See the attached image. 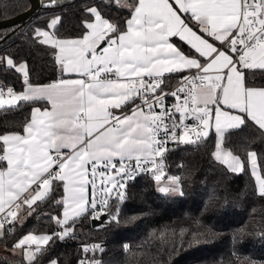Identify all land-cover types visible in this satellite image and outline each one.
I'll return each mask as SVG.
<instances>
[{"label": "snow or ice", "instance_id": "snow-or-ice-1", "mask_svg": "<svg viewBox=\"0 0 264 264\" xmlns=\"http://www.w3.org/2000/svg\"><path fill=\"white\" fill-rule=\"evenodd\" d=\"M111 3L130 12L123 27L85 6L90 18L80 22L77 37L58 35L60 13L32 29L37 43L53 49L62 76L77 78L34 84L27 61L0 55V66L21 74L23 84L17 91L0 81V115L50 104L32 107L12 125L20 130L0 133V239L6 242L45 203L62 209L51 216L60 231L29 232L12 244L27 264H37L54 240H75L84 219L120 224L127 186L142 173L152 176L159 192L182 195L180 177L163 179L166 155L174 150L168 145L199 146L212 131V156L232 173L250 163L257 195L264 198L257 152L247 151L245 160L225 147L230 133L249 122L264 134V0ZM174 76L178 86L166 92ZM168 97L176 102L168 105ZM58 188L63 195L57 198ZM123 249L130 252L131 245ZM78 251L77 264H103L96 257L105 251L101 243H81ZM236 264L257 262L237 257Z\"/></svg>", "mask_w": 264, "mask_h": 264}, {"label": "trees", "instance_id": "trees-1", "mask_svg": "<svg viewBox=\"0 0 264 264\" xmlns=\"http://www.w3.org/2000/svg\"><path fill=\"white\" fill-rule=\"evenodd\" d=\"M93 5L106 18L118 20L121 27L130 16V12L118 9L111 0L109 3L105 0H62L53 7H44L40 2L23 21L0 27V55L9 54L17 63L27 61L34 84L64 78L66 74L60 73L53 49L37 43L32 29L44 27L50 16L60 13L62 24L58 35L77 37L83 30L80 22L90 18L84 8ZM29 6V0H0V19L14 16ZM173 41L185 52L189 51L178 38ZM0 81L16 90L23 88L21 74L2 66ZM171 81L175 82L176 77ZM48 105L40 102L0 115V133L20 130L12 125L22 123L32 107ZM215 140V133L210 132L199 146L176 145L169 152L168 170L181 178L182 195L159 192L151 175L140 174L127 186L128 199L120 206V224L105 221V225L96 229L91 220L84 219L77 226L75 240H54L37 264H48L53 257L59 264H77L80 245L87 242L104 246L103 253H96L103 264H236L237 257L264 264V198L257 195L250 164L243 173H232L212 156ZM225 147L245 160L247 151H256L264 175V134L257 126L249 122L243 130L231 132ZM62 195V188H58L57 198ZM61 211L50 202L45 203L23 225L16 226L6 242L0 239V264H27L22 255L11 251L12 244L28 232L60 231L51 216H59ZM131 217L136 219L124 223ZM194 235L199 236L198 243L193 241ZM125 244L131 245L130 252L124 251Z\"/></svg>", "mask_w": 264, "mask_h": 264}, {"label": "water", "instance_id": "water-1", "mask_svg": "<svg viewBox=\"0 0 264 264\" xmlns=\"http://www.w3.org/2000/svg\"><path fill=\"white\" fill-rule=\"evenodd\" d=\"M30 1V6L29 8H27L26 10L8 17V18H4V19H0V27L2 26H7V25H11L14 23H18L23 21L25 18H27L40 4V0H29ZM101 221H93L91 220V225L93 228H100L101 226ZM106 223L104 222L103 225H105Z\"/></svg>", "mask_w": 264, "mask_h": 264}, {"label": "built area", "instance_id": "built-area-1", "mask_svg": "<svg viewBox=\"0 0 264 264\" xmlns=\"http://www.w3.org/2000/svg\"><path fill=\"white\" fill-rule=\"evenodd\" d=\"M185 74H187V73H185ZM178 79H179V77H176V81H175V82L170 81L169 86L165 89V91H166V92H170V91L174 90L175 87L178 86V85H177V80H178ZM182 95H183V94H181V96H182ZM175 102H176V101H175V98H174V97H168V99H167V101H166V103H167L168 105H171V104H173V103H175ZM177 115H178V114H177ZM186 122L189 123V124H191V123H192V120L189 118V120H187ZM176 145H177V144L170 143V144L168 145V147H170V148H174ZM180 145H183V144H180ZM168 154H169V152H168L167 155H166V160H165L166 167H165V169H164V178H163V179H167L168 176H174V175H172V174L169 172V170H168V168H169V163H168V160H167V158H168ZM142 174H148V173H142ZM148 175H150V174H148ZM175 177H178V176H175ZM180 186H181V184H180ZM92 243H95V242H87V244H92ZM89 255H91V254H89ZM52 259H56V257H53ZM48 264H49V263H48Z\"/></svg>", "mask_w": 264, "mask_h": 264}, {"label": "crops", "instance_id": "crops-1", "mask_svg": "<svg viewBox=\"0 0 264 264\" xmlns=\"http://www.w3.org/2000/svg\"><path fill=\"white\" fill-rule=\"evenodd\" d=\"M60 1H62V0H60ZM40 2H41V0H40ZM169 2L171 3L172 2V0H169ZM94 6V5H93ZM96 7V6H95ZM62 38H73V37H62ZM173 43H175L174 41H173ZM176 44V43H175ZM64 78H77V75L76 74H66V76L64 77ZM48 83H50V82H48ZM40 84H47V83H40ZM17 91H20V90H17ZM34 107H40V106H34ZM41 109H43V108H49L50 109V104L47 106V107H40ZM212 132H214V131H212ZM257 163H258V160H257ZM250 164V163H249ZM259 165V164H258ZM250 170H251V167H250ZM255 179V178H254ZM29 233V232H28ZM25 234H27V233H25ZM25 234H23V235H25ZM35 234H37V235H39V234H42V233H35ZM22 235V236H23Z\"/></svg>", "mask_w": 264, "mask_h": 264}, {"label": "rangeland", "instance_id": "rangeland-1", "mask_svg": "<svg viewBox=\"0 0 264 264\" xmlns=\"http://www.w3.org/2000/svg\"><path fill=\"white\" fill-rule=\"evenodd\" d=\"M164 180H166V179H164ZM162 183H163V181H162ZM89 192H91V187L89 186Z\"/></svg>", "mask_w": 264, "mask_h": 264}]
</instances>
